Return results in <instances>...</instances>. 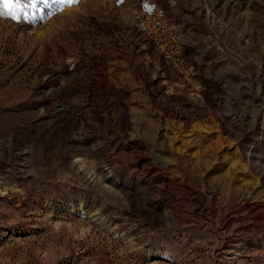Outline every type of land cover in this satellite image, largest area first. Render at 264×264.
I'll return each instance as SVG.
<instances>
[{
  "label": "rangeland",
  "instance_id": "rangeland-1",
  "mask_svg": "<svg viewBox=\"0 0 264 264\" xmlns=\"http://www.w3.org/2000/svg\"><path fill=\"white\" fill-rule=\"evenodd\" d=\"M0 264H264V0L0 17Z\"/></svg>",
  "mask_w": 264,
  "mask_h": 264
},
{
  "label": "snow or ice",
  "instance_id": "snow-or-ice-1",
  "mask_svg": "<svg viewBox=\"0 0 264 264\" xmlns=\"http://www.w3.org/2000/svg\"><path fill=\"white\" fill-rule=\"evenodd\" d=\"M47 2V0H45ZM61 4H74L78 0H57ZM37 0H0V17H10L20 20L21 16H27L28 9H34Z\"/></svg>",
  "mask_w": 264,
  "mask_h": 264
},
{
  "label": "bare ground",
  "instance_id": "bare-ground-1",
  "mask_svg": "<svg viewBox=\"0 0 264 264\" xmlns=\"http://www.w3.org/2000/svg\"><path fill=\"white\" fill-rule=\"evenodd\" d=\"M139 27L141 29H145L146 28L145 24L142 21L139 22Z\"/></svg>",
  "mask_w": 264,
  "mask_h": 264
}]
</instances>
